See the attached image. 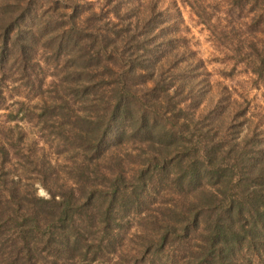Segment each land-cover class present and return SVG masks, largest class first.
<instances>
[{
	"label": "trees",
	"instance_id": "16d2710c",
	"mask_svg": "<svg viewBox=\"0 0 264 264\" xmlns=\"http://www.w3.org/2000/svg\"><path fill=\"white\" fill-rule=\"evenodd\" d=\"M233 2L264 86V0ZM158 5L0 0V264H264V126L227 88L203 106Z\"/></svg>",
	"mask_w": 264,
	"mask_h": 264
},
{
	"label": "rangeland",
	"instance_id": "374dc122",
	"mask_svg": "<svg viewBox=\"0 0 264 264\" xmlns=\"http://www.w3.org/2000/svg\"><path fill=\"white\" fill-rule=\"evenodd\" d=\"M158 2L161 16L179 22V34L187 39L196 56L203 62L201 77L209 80L211 84L210 88H205L206 100L203 106H206L208 99H218V94L220 92L223 94V88H227L237 104L246 107V117L264 126V86L249 72L248 66L241 61L238 53L233 51L236 47L232 42L236 43L244 34V30L239 31L238 26L245 21L246 11L236 10L233 7V0H158ZM200 5L205 7L204 11ZM233 27L235 30H232ZM21 94L26 93L23 91ZM15 98L18 97H9L8 109L0 110V126L15 124L7 122L5 117L9 110L17 107L14 103ZM33 102L31 99L28 103ZM18 126L27 130L30 140L34 137L35 121L19 122ZM35 187L38 195L47 196L46 191L37 183Z\"/></svg>",
	"mask_w": 264,
	"mask_h": 264
}]
</instances>
